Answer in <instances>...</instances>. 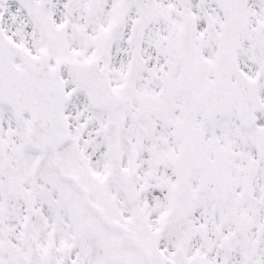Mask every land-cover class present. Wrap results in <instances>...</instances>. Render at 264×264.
Returning a JSON list of instances; mask_svg holds the SVG:
<instances>
[{
  "label": "snow or ice",
  "instance_id": "1",
  "mask_svg": "<svg viewBox=\"0 0 264 264\" xmlns=\"http://www.w3.org/2000/svg\"><path fill=\"white\" fill-rule=\"evenodd\" d=\"M0 264H264V0H0Z\"/></svg>",
  "mask_w": 264,
  "mask_h": 264
}]
</instances>
